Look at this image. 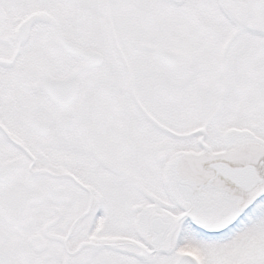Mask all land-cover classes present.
<instances>
[{"label":"snow or ice","instance_id":"1","mask_svg":"<svg viewBox=\"0 0 264 264\" xmlns=\"http://www.w3.org/2000/svg\"><path fill=\"white\" fill-rule=\"evenodd\" d=\"M0 264H264V0H0Z\"/></svg>","mask_w":264,"mask_h":264}]
</instances>
